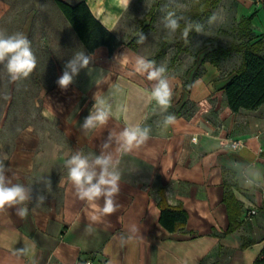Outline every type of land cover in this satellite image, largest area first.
Masks as SVG:
<instances>
[{
  "label": "crops",
  "instance_id": "1",
  "mask_svg": "<svg viewBox=\"0 0 264 264\" xmlns=\"http://www.w3.org/2000/svg\"><path fill=\"white\" fill-rule=\"evenodd\" d=\"M85 1L120 38V0ZM89 54L92 65L67 89L58 86L46 95L42 115L52 131L29 125L12 138L0 130L6 176L30 188L32 197L19 205L28 208L24 218L15 207L0 211V264H256L264 250V105L234 113L224 93L242 58L228 72L206 61L198 75L196 68H171L167 55L154 61L166 68L172 89L165 111L151 95L156 81L135 71L138 56L150 60L157 52L145 56L122 47L110 58L101 47ZM95 94L110 106V116L105 125L84 130ZM168 115L175 123L166 126ZM135 125L150 129L148 139L115 153V137ZM110 133L108 151L119 160V207L94 222L91 204L75 194L66 161L76 152L99 155ZM227 135L245 146L228 150ZM228 195L239 206L233 232ZM163 207L182 211L186 223L171 232L160 221ZM253 207L258 214L247 219ZM21 248L27 251L18 255Z\"/></svg>",
  "mask_w": 264,
  "mask_h": 264
},
{
  "label": "rangeland",
  "instance_id": "2",
  "mask_svg": "<svg viewBox=\"0 0 264 264\" xmlns=\"http://www.w3.org/2000/svg\"><path fill=\"white\" fill-rule=\"evenodd\" d=\"M67 1L75 3L78 0ZM103 1L106 4L109 2ZM155 1L130 0L129 7L125 8L120 0L123 12L118 14V33L125 44L138 37L136 52L145 56L155 55L162 43L166 42L167 61L176 58L171 68H196V75L201 73L202 60L206 58L209 61L208 54L217 46L228 47L233 43L248 41L249 38L240 32L239 22L242 17L254 12H257V17L252 23L251 38H264V0H221L209 13L201 7L204 0H167L168 3H163L157 10L154 23L148 27V12ZM169 11L203 26L202 31L196 32L193 37L189 53L177 54L176 43L181 38L182 30L179 28L174 34H169L164 26V17ZM213 14L217 18L210 23L209 18ZM0 32L26 35L37 60L32 73L17 81L10 79L6 62L0 63V130L12 138L29 125L52 131V122L42 115L46 95L59 86L57 80L62 76L68 60L77 52L89 53L53 0H0ZM141 34L145 37L142 43L139 42ZM241 58L240 54H233L222 60L219 67L228 72L238 65ZM89 65H92V60ZM7 143H10L9 139Z\"/></svg>",
  "mask_w": 264,
  "mask_h": 264
},
{
  "label": "clouds",
  "instance_id": "3",
  "mask_svg": "<svg viewBox=\"0 0 264 264\" xmlns=\"http://www.w3.org/2000/svg\"><path fill=\"white\" fill-rule=\"evenodd\" d=\"M125 8L129 7L130 0H122ZM213 14L209 22L216 20ZM184 21L185 27L182 36L188 42L189 33L192 30L201 32L203 26L199 22H194L184 16H177L175 12L169 11L164 17V26L169 30V34H174L180 28V22ZM145 37L140 36L143 42ZM92 57L84 51L77 52L64 66L63 74L57 80V84L62 89H67L73 83L74 77L82 69H87ZM6 62V63H5ZM0 63H5V67L12 81L27 78L36 67V56L34 55L31 42L23 33L6 35L0 32ZM135 71L147 74V79L156 81L152 89V98L165 111L169 107L172 97V89L164 66H156L154 61L147 60L138 56L135 61ZM95 104L89 115L84 118L82 129H95L98 125H105L110 116V106L99 99L95 94ZM165 125L175 123V116L165 117ZM149 128H142L140 125L125 127L116 137L115 142L118 147L115 153H127L134 147L143 144L149 137ZM113 142V134L110 133L107 141L101 146L99 155L93 157L85 156L80 152L73 154L67 161L68 176L75 188V194L79 200L88 201L94 212L91 215L92 221H98L102 216L115 213L119 207L115 197L120 193V173L116 170L119 164L113 151H108ZM8 169L3 161H0V211L15 207V213L20 218L28 214L27 207H20L31 197V189L19 183H13L12 179L6 176ZM50 184V181H49ZM38 200L44 201L45 196L39 195ZM103 199V205H98L97 201ZM87 231L91 232V225ZM27 251L26 248L17 249V254L22 255ZM35 264V262H34Z\"/></svg>",
  "mask_w": 264,
  "mask_h": 264
},
{
  "label": "trees",
  "instance_id": "4",
  "mask_svg": "<svg viewBox=\"0 0 264 264\" xmlns=\"http://www.w3.org/2000/svg\"><path fill=\"white\" fill-rule=\"evenodd\" d=\"M53 1L88 53H94L97 49L106 47L111 58L122 47L137 51L138 37L125 44L121 38L107 29L95 17L85 0H78L75 3H70L67 0ZM220 2L221 0H204L201 7L204 8L206 13H209ZM163 3L168 2L167 0H157L151 6L148 12L150 16L148 27H151L156 20L157 10ZM256 16L257 12H254L251 15L242 17L239 22L240 32L244 37L249 38L248 41L233 43L228 47L217 46L208 54L210 62L215 66H218L222 60L230 58L233 54H240L242 56L240 65L224 87L228 107L234 113H239L242 110H257L264 105V55H262L264 42L262 39L255 40L251 38L252 22ZM184 27L185 23L181 24L180 29L182 32ZM145 29H147V26H145ZM195 34V30L189 33L188 42L181 35L180 40L176 43L177 54L189 53V46ZM167 46L168 44L163 42L156 56L150 60L156 61L164 56ZM175 61L176 58H172V64ZM205 61L206 58L202 61V64ZM225 202L230 215L228 232H233L239 227V223L236 220V216L239 214V206L231 195L225 198ZM233 211L236 213L235 216H233ZM186 220V215L182 211L171 210L166 207L162 208L160 221L171 232L176 230L177 223H186ZM256 264H264V250L256 260Z\"/></svg>",
  "mask_w": 264,
  "mask_h": 264
},
{
  "label": "built area",
  "instance_id": "5",
  "mask_svg": "<svg viewBox=\"0 0 264 264\" xmlns=\"http://www.w3.org/2000/svg\"><path fill=\"white\" fill-rule=\"evenodd\" d=\"M193 141H196V138H193ZM245 146V142L240 139H236L230 135H227L225 138V147L230 151H238ZM258 214V209L253 207L247 210L246 217L247 219H252ZM83 264H94L93 260L88 259L83 262Z\"/></svg>",
  "mask_w": 264,
  "mask_h": 264
}]
</instances>
